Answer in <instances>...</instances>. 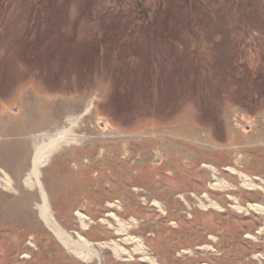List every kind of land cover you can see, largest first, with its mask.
<instances>
[{"label":"rangeland","instance_id":"obj_1","mask_svg":"<svg viewBox=\"0 0 264 264\" xmlns=\"http://www.w3.org/2000/svg\"><path fill=\"white\" fill-rule=\"evenodd\" d=\"M158 1L0 0V264H264L263 0Z\"/></svg>","mask_w":264,"mask_h":264},{"label":"bare ground","instance_id":"obj_2","mask_svg":"<svg viewBox=\"0 0 264 264\" xmlns=\"http://www.w3.org/2000/svg\"><path fill=\"white\" fill-rule=\"evenodd\" d=\"M160 17V16H159ZM159 21V20H158ZM162 21V20H161ZM165 22V21H164ZM166 26V25H165ZM184 43V42H183ZM188 46V45H187ZM163 50V49H162ZM189 50V49H188ZM213 50V49H212ZM152 51V50H151ZM158 56V55H156ZM162 56H164L162 54ZM161 56V57H162ZM164 60V59H163ZM171 64V63H170ZM160 67V66H159ZM142 75V74H141ZM147 75V74H146ZM153 79V78H152ZM186 83V82H185ZM128 107V106H127ZM95 108V107H94ZM76 119L70 118L68 119V123L70 124L69 129H63L55 134L44 136L47 139V143L35 148L33 158H32V167L30 171L25 174L24 178V185L28 188H32L35 184L41 189V183L39 180L40 176V168L45 164L51 153L56 151L58 147L63 144H69L74 142L75 138L71 135V129L76 125ZM29 143V142H28ZM21 145V144H20ZM64 159V158H63ZM54 160V159H53ZM53 162V161H52ZM51 162V163H52ZM54 163V162H53ZM50 165V164H49ZM2 166V165H1ZM13 168V167H12ZM50 168V167H49ZM54 168V167H53ZM22 172V171H21ZM25 172V171H24ZM11 173V172H10ZM14 173V172H13ZM13 175V174H12ZM241 181L247 180V176L241 174L239 176ZM16 179V178H15ZM35 184H34V181ZM19 181V180H18ZM0 185L6 190H13L12 181L9 176L3 172V176L0 177ZM28 192V190H27ZM2 193V192H1ZM26 194V193H25ZM30 194V193H29ZM50 194V193H49ZM13 195V194H12ZM27 195V194H26ZM41 196L42 202L38 204L37 209L39 213L40 219L43 221L49 231L58 239V242L70 253H74V255L82 260L88 261L93 256L97 257V250L90 246V244L82 238L81 236L77 235V240L72 239L71 235L67 234L55 221L53 215L50 212V206L46 197V194L41 189ZM49 196V195H48ZM35 200V199H34ZM37 201V200H36ZM30 205V204H29ZM31 209V208H30ZM28 214V213H27ZM27 216V215H26ZM28 217V216H27ZM80 222L82 224V216L78 214ZM32 219V218H31ZM125 227V226H124ZM125 231V230H124ZM140 250V248H139ZM119 251L116 249V255L119 256ZM121 254V253H120Z\"/></svg>","mask_w":264,"mask_h":264},{"label":"flooded vegetation","instance_id":"obj_3","mask_svg":"<svg viewBox=\"0 0 264 264\" xmlns=\"http://www.w3.org/2000/svg\"><path fill=\"white\" fill-rule=\"evenodd\" d=\"M229 2L232 4V6L242 7V6H244V2H246V0H229ZM253 3H259V2L254 0ZM261 3H264V0ZM203 4H205V3H203ZM203 4H200L199 0H159L157 3H155V5H157L158 8H156L155 12L154 11H151V12L153 14H156V16H159L162 14L168 15L170 13V9H172L175 6H176V8L178 7V8L188 9V10L190 9L191 11L194 12L196 10L195 6H199V5H203ZM141 5L142 4L137 5L138 7L136 8V10H140ZM166 7H168V8L165 9ZM138 18H141V19H138ZM143 19L144 18H142L141 16L137 17V20H143ZM151 19L155 20V18H149V19H144V20H149V22H151ZM157 19L160 20V22L166 21V17H163L162 19L157 17ZM192 19H194V18H192ZM194 25H198V22H195ZM170 45L173 47H178L181 49V45L178 42H175V46L172 44H170Z\"/></svg>","mask_w":264,"mask_h":264},{"label":"trees","instance_id":"obj_4","mask_svg":"<svg viewBox=\"0 0 264 264\" xmlns=\"http://www.w3.org/2000/svg\"><path fill=\"white\" fill-rule=\"evenodd\" d=\"M199 52V51H198Z\"/></svg>","mask_w":264,"mask_h":264}]
</instances>
